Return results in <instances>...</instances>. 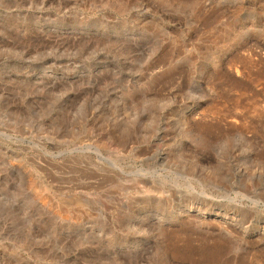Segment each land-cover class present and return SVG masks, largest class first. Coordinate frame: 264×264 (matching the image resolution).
Listing matches in <instances>:
<instances>
[{
    "label": "rangeland",
    "instance_id": "374dc122",
    "mask_svg": "<svg viewBox=\"0 0 264 264\" xmlns=\"http://www.w3.org/2000/svg\"><path fill=\"white\" fill-rule=\"evenodd\" d=\"M0 264H264V0H0Z\"/></svg>",
    "mask_w": 264,
    "mask_h": 264
}]
</instances>
